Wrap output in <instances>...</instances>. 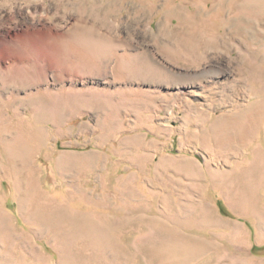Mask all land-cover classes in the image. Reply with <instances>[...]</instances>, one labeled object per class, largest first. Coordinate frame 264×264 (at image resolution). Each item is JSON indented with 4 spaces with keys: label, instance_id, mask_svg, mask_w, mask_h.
Returning <instances> with one entry per match:
<instances>
[{
    "label": "rangeland",
    "instance_id": "374dc122",
    "mask_svg": "<svg viewBox=\"0 0 264 264\" xmlns=\"http://www.w3.org/2000/svg\"><path fill=\"white\" fill-rule=\"evenodd\" d=\"M0 264H264V0H0Z\"/></svg>",
    "mask_w": 264,
    "mask_h": 264
}]
</instances>
